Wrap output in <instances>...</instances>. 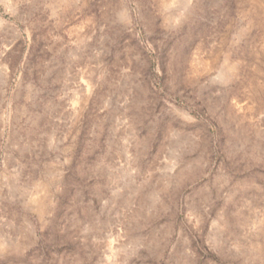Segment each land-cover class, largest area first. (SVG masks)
<instances>
[{"label":"rangeland","instance_id":"1","mask_svg":"<svg viewBox=\"0 0 264 264\" xmlns=\"http://www.w3.org/2000/svg\"><path fill=\"white\" fill-rule=\"evenodd\" d=\"M0 264H264V0H0Z\"/></svg>","mask_w":264,"mask_h":264}]
</instances>
